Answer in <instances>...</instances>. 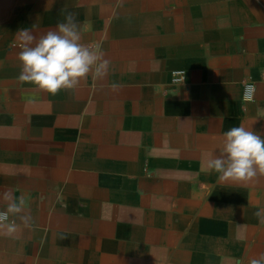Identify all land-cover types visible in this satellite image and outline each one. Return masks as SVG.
<instances>
[{"label": "crops", "instance_id": "crops-1", "mask_svg": "<svg viewBox=\"0 0 264 264\" xmlns=\"http://www.w3.org/2000/svg\"><path fill=\"white\" fill-rule=\"evenodd\" d=\"M66 6L111 67L51 95L19 81L17 32ZM239 126L264 138V0H0V193L34 221L0 235V264H247L264 174L207 168Z\"/></svg>", "mask_w": 264, "mask_h": 264}, {"label": "clouds", "instance_id": "clouds-1", "mask_svg": "<svg viewBox=\"0 0 264 264\" xmlns=\"http://www.w3.org/2000/svg\"><path fill=\"white\" fill-rule=\"evenodd\" d=\"M65 13L62 22L39 36L27 28L17 32L21 64L19 81L51 95L77 88L89 75L93 80H103L111 67V61L105 58L99 44L82 43L75 14L67 11V6L61 10V14ZM120 87L117 82L110 85L112 91H118ZM255 93V84L244 85L245 99L251 100ZM207 168L219 173L221 180L252 182L258 172L264 174V138L244 126L230 128L223 134L219 155L207 161ZM29 199L27 194L16 195L11 190L0 193V200L5 204L0 210V235L11 237L21 226L32 227ZM254 215L264 224V208ZM65 238L60 237L61 240ZM247 264H264V253L249 258Z\"/></svg>", "mask_w": 264, "mask_h": 264}, {"label": "built area", "instance_id": "built-area-1", "mask_svg": "<svg viewBox=\"0 0 264 264\" xmlns=\"http://www.w3.org/2000/svg\"><path fill=\"white\" fill-rule=\"evenodd\" d=\"M185 79H186V74H185V72L184 71H175V72H173V74H172V81H173V83L174 84H176V85H181V84H183L184 83V81H185ZM244 96V95H243ZM254 98V97H253ZM252 98V99H253ZM245 99V98H244ZM251 99V100H252ZM245 100H247V99H245Z\"/></svg>", "mask_w": 264, "mask_h": 264}]
</instances>
